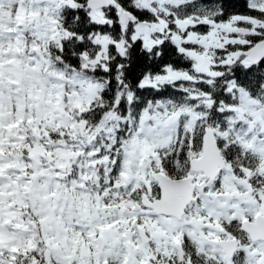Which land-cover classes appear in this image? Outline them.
I'll return each instance as SVG.
<instances>
[{"label":"snow or ice","instance_id":"6c2138e0","mask_svg":"<svg viewBox=\"0 0 264 264\" xmlns=\"http://www.w3.org/2000/svg\"><path fill=\"white\" fill-rule=\"evenodd\" d=\"M0 264H264V0H0Z\"/></svg>","mask_w":264,"mask_h":264}]
</instances>
